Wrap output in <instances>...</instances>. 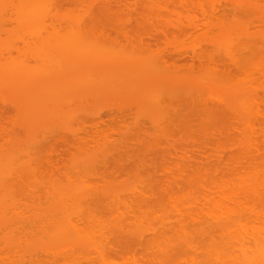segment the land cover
<instances>
[{
	"label": "bare ground",
	"instance_id": "obj_1",
	"mask_svg": "<svg viewBox=\"0 0 264 264\" xmlns=\"http://www.w3.org/2000/svg\"><path fill=\"white\" fill-rule=\"evenodd\" d=\"M1 1H3L4 3H7L5 1H9V0H0V3ZM29 1L30 2H28V0L27 1L19 0V2L17 1L19 5L13 4L15 6H12L11 2L9 1L11 5L10 10L11 8H14L11 11L12 14H14V16L18 15V17L16 18L14 17L11 18L12 16L11 14L9 15L10 19L12 20L15 19L16 22L19 23L20 21L19 14L21 13L18 14L17 9L21 10V7L24 10V12L25 10H27L29 13V14H25L23 13V10L19 11L23 13L22 14L23 16L21 15L22 18L24 16L25 17L27 16L28 18L32 16L34 17L35 21L39 19L40 16L38 17V15H41V18L48 19L47 17L50 15V13L48 12L49 11L51 12L54 9L53 3L55 2V0L53 2H50L52 0H48L50 4L48 8L46 7L48 2L45 0L43 1L42 0H36V1L29 0ZM31 1L35 4L32 3L30 6H28L27 3H31ZM40 1L42 2V5L43 4L45 5L46 9L44 8V5L43 7H41L42 5L40 4L41 3ZM44 1L46 2V4L43 3ZM185 1L186 3L189 2V6L191 5L195 6L202 12L203 20L202 21L195 20V18L193 19L191 15L188 17L186 16L187 18L185 17L183 19L181 18L179 14L178 19H176L177 21L175 20L173 22H170V27L175 32H178V34L183 33V32H188L191 30L192 33L199 36V40L201 39L205 43V45L197 49L196 47H193L191 45L193 49L188 48L189 49L188 52L187 51H184V52H186L185 53L187 55L186 57L190 59L191 63L192 62L195 63L197 60L199 61L198 62L199 66L204 67L203 66L204 62L208 61L205 63L209 68L206 67L208 71L206 69H203V71L201 70L204 73L206 72L205 74H198V72L196 73V71L194 70L195 67H197L195 66L196 64L193 66V63L192 65L189 63L192 67L188 66L187 67L188 69H185L187 72L186 74L184 73L185 75L184 74L182 75L174 74L176 78L178 77V79H180L178 75H180V77L182 76L181 78L183 79H180V80L184 81V83L187 82V79L190 82L188 84L186 83V85L188 86L184 85L182 81H181L182 84L180 83L178 85H175L174 83H172L174 87H177V89L179 87L181 88V86H185L184 88L186 89L190 88L188 92L185 95H183V97L179 95L180 98L177 97L176 99L180 102L183 99L184 102L185 101L188 102L189 106L190 107L192 106V108L193 107L195 108L197 105H199V107L200 106L204 107L205 105L204 108L209 109V111L212 110V112H213V109L215 110L216 108H218L217 110L221 112L219 113L217 112L215 114L219 115L221 113H224L225 115L227 113L225 116L222 114L220 118L221 119L222 117L223 118L225 117L224 119L228 118L226 120L227 121L229 120V126H231L230 127L231 130H233L232 127L235 126L233 133L232 131H229L226 134L221 132L222 130L219 129L220 127L216 128L218 127L216 125H215L216 127L213 126L214 130L212 126L209 129H206V130H209L207 132H212L213 135L212 133L211 134L209 133L210 135L209 134L206 135L207 138L202 137L203 139L206 140L203 142L207 143V147L211 146L210 144L213 142L216 147L211 146V148L213 147L214 150L211 148H209L211 150L209 152H208V149L206 151V148H204L203 150L202 147L204 143L202 142H201L202 147L201 145H198V148L194 147V146H197V145H194V143L192 144L194 145L193 147L191 145L192 150L193 149L200 150V148L202 149L200 150L201 153L198 150V154L200 157L201 156L203 157L204 154L206 155L205 156L206 158L205 157L203 158V160L205 159L204 161H202V159L200 160L201 162H205L207 164L206 165L204 163L206 167L204 166L203 170L206 168L207 171L205 170L204 172L205 175L203 176L202 174L200 176V179L201 178L204 179L205 176H206L205 177L206 179H204L203 182L200 181V183L196 182L197 178L195 181H193L194 179L192 178L193 177L195 178L197 176L199 178V175L202 172L198 175L194 173L196 174V176H194L192 172L191 174L188 172L190 176L193 175L192 178L183 177V175L180 174L181 179L184 180L185 178H187V180H189L190 182H187L185 184L178 183V185L176 184V182L171 185L166 183L168 186L165 185L166 187L165 186H163L162 188L160 187L161 189L166 188L165 189L166 193L169 192L167 193L168 197H166L167 195L166 196L164 195L167 198V200H165V198L163 199V197L160 198V196L159 197L155 196L154 193L157 191H154V193H151L152 195L154 194L153 197H151V194L148 196V192L145 193L147 194L145 196L143 190L142 192L144 196L139 195L141 193H139L140 191L137 186L139 185L138 183L136 184L137 186L136 189H138L137 191L139 192H135L136 190L135 188L132 189V186H134L135 184L132 185L131 188H129V189H132V192L129 189H126V190H129L132 194L133 192H135V193H138L139 195L138 196L137 194L135 195L133 194L134 197H132L131 193L127 192V193H130V196H131L130 199L126 198L129 194L128 195L126 194V197H124L125 195L124 192H121L124 194H120L118 185H114L115 187L111 188L113 185L109 184L110 188H108L109 185L107 184L108 185V186L106 185L107 187L103 185V187L105 186L104 188H98V190L97 189L94 190L93 188H96V186H101L102 184L98 182L99 183L98 185V183H96L97 180L96 182L94 181L91 182L90 181L91 179L85 177V182H87V184L89 185L88 186L82 180L85 174L81 176V178L80 177H78L77 179L74 178L75 180L79 179V181H81L80 183L78 181V183L80 185H83L82 187L78 183L75 185L69 184V183H72L73 180H70L71 182L69 180L68 182H65L66 184L68 183L69 185L68 184L66 185L62 180V182L65 184L64 185L63 183H61V180L59 179L61 183L59 184L58 179H57L58 184L56 182L54 183L51 182L53 184L52 185L50 184V182H48V185H51V188L44 189L45 187H47V184L45 183L46 181H43L46 186L44 187V184L41 186L39 185L42 191L43 190L47 191L48 189H51V190H49L50 192L47 191L46 195L43 192L40 193L41 194L40 195L39 193H36L37 190L35 191L34 189H32L33 186L31 188V185H30L32 182L30 180L31 175H34L33 181L35 178H37L36 171L33 173L34 168L29 167L31 165L30 163H28L30 162L28 158H27L28 161L26 160L27 161L26 163H28L27 165L26 163L25 164L21 163V162H25L23 159L24 158L23 156L27 154L25 151L24 152H18L19 150L16 151L15 150L16 147L13 148V146L17 145L15 143L16 140L14 141V138H13L14 136L9 134L12 137V139L10 138L8 139L9 140L8 145L10 149L4 150L5 149L4 148L5 146H4L3 147L4 151L2 150V148L0 150V195H1L0 196V238L3 240L1 241L0 239V246H2L0 247V264H264V0H185ZM7 5H4V7ZM24 5L27 8H23L25 7ZM29 7L30 9L28 10ZM52 7L53 9H51ZM0 9L3 10L2 7H0ZM1 10H0V14L2 12V15H0V19H1V22H3L5 18H3V21H2L1 17L3 16L4 12ZM5 12L8 13L7 10ZM189 13L190 12H188V14ZM31 14H34V15L38 14V15L34 16ZM42 15H47V16L44 17ZM35 17H38V18L36 19ZM49 17L51 18L52 16L50 15ZM54 18L56 19L59 17L56 16ZM59 19L66 20L67 22L66 23L65 21H63L62 23V21L60 20L61 21V24H60V21H56L57 23L59 22L60 25H57V23L56 25L61 30H59L55 26V20L53 23H51L53 19L50 21L48 20L50 24H54V25H51L52 27L49 29L51 35L54 32V30H58L54 32L55 34H58L59 32V34L61 35L62 33H60V31L62 30L64 31V28H67L66 25L68 26L71 25L70 28H73L72 26H74L73 25L74 23L73 24L70 23L69 25L68 22H71V21H67V19H64L63 17H60ZM26 20L20 21V23L23 21L22 22L23 24L21 23L22 26L18 24L16 25H17V28H19L18 26L22 27V29L19 28L20 30H24V28H26V31L28 30L29 32L31 31L30 26H32V23L34 26L35 23H38V22H35L34 20L28 22V20L27 21ZM42 21L44 20L42 19ZM46 21L47 20H45L44 22L46 23ZM75 24L77 28L79 29H76V32L70 31L71 35L73 33L74 34L73 36H71L69 35L70 34L69 33L68 34L69 36L67 35L69 39L65 37L68 41L64 39L65 43H63V42H60L61 40H58L60 45L57 42H56L57 44L54 43V46L55 45L60 46V47L57 46L59 49L56 46L55 47L53 46L54 48H56V50L53 49L55 51L54 53L52 52L45 56L40 55L41 57L49 56L50 57L49 59L55 56H56L55 58L64 59L67 63V67L64 66L65 65L64 61L61 62V60H59L60 62L55 61V63L56 64L57 62L63 63V66H61L60 64L59 67H64L68 71L70 69L72 73L74 72V69H73L74 64H71L70 60H72V62L74 61H73V57H70L71 56L70 54L72 51L69 48H71V45L73 44L77 46L79 50H81L82 52H88V53L95 51L96 48L99 46L96 43L97 39L96 41H94L95 46H94L93 41L91 42L82 41L83 42L82 43L81 41L78 42L77 40L76 42L78 43L75 44L76 42L74 41V36H76L77 38L78 37L77 34H79L80 37H78L77 39L81 38V36L84 38V36L81 34L83 30L82 21H81L82 27L81 26L79 27L77 23ZM43 25L45 24H42V26ZM46 25L43 27L45 28L49 27ZM42 26L40 28H42ZM39 30H40L39 28L38 30L33 29L34 32L37 31L35 32L37 34ZM13 31H12L13 35L12 33L7 34V35H10V36L12 35L11 39L13 38L14 40L13 36L17 30H13ZM51 31L53 32L51 33ZM25 32H22V33H25ZM44 32L45 31H43L42 34L45 35ZM46 34L48 36V33ZM45 38L49 39V37H45ZM4 40L6 41L8 40L7 43H12L13 41L7 37ZM72 40L74 42H72ZM47 41H50L51 43V40H47ZM44 43H46L45 39H44ZM199 44L200 43H198V45ZM7 45L8 47L12 46V45L9 46V44ZM73 45H72V48H73ZM0 46L3 47V45H0ZM5 47L6 49H8L7 46H4L3 49H5ZM48 48H52V47L49 46ZM207 48H209L211 51L207 52L206 51ZM8 50H10V48ZM11 50H12V47H11ZM56 51H58V54H55ZM68 51H71V52H68ZM37 52H38V49H37ZM37 52L35 55H39V53ZM40 54H44V53H40ZM126 54L127 53L125 52L117 53L115 57H112L113 63L112 62L107 63L104 59H101V60L95 59L93 60L92 63H90L92 68H89L90 67L88 66L89 63L84 65L86 70H88V72H86L87 75H85L86 76L85 83H84L85 87L83 88V93L85 94H87V92L91 93L93 91L91 90L93 84H95L97 88L98 86L100 87V89H97L98 93L101 95L100 96L98 94L100 99H102V96H104L105 94L104 91H106V93L109 92L111 94L114 92V95L111 97L112 99L113 98L116 99V95L119 96L120 98L121 96L124 97L127 95L128 98H130L132 96H137V93H139L144 98L143 102L147 101V103H149L146 105L149 107V110H151L152 108L149 105H151V103L156 101L154 102L155 104L153 105L155 107L154 108L155 112H157L158 114V111L160 112L162 108L164 109V104H165L164 99L169 98L168 96L173 97L174 96L173 94H175L176 96L178 95V92L173 91V94L171 93L170 95V93H168L170 91L165 90L164 92H166V94H164L163 92H162V95L160 94L161 102H159L160 101L159 98L158 100H156L157 97L160 95L156 94L157 96L156 97L154 96L156 98L155 99L154 97L153 98L151 97L152 94L149 92L156 93L155 86L158 85L157 83H159L160 85V86L159 85L157 86L159 89L158 92L161 93L162 91L161 87H164L167 89L168 84L165 86L164 83L166 80L169 79L170 75L169 77L160 79V76L158 75V73L155 74V72L153 71H152L153 73L150 72L151 70H153V68L152 69L147 68L149 70L147 71L150 72L151 74L150 73L146 74L143 72L145 71L146 66H144V68L142 65H140V67L139 65L132 67L131 65H135L134 63L135 62L138 63V62L133 61L135 58V57L133 58V55L127 56ZM9 55L13 56L12 52L9 53ZM158 56L159 55H157V57ZM136 58L135 60H138V59L141 60L139 57H136ZM144 58L142 60L146 61V59ZM5 61H9V60H5ZM143 61H139V63L142 62L144 64ZM10 62L14 63L15 65L14 68H15L16 62H14V60L12 61V59L10 60ZM68 62H70L72 66L70 64L68 65ZM103 62L104 63L106 62V63L104 64ZM0 63H3V62H0ZM154 65L158 66L157 64H154ZM226 65L227 66L229 65V66H228V69L225 70V67H227ZM55 66L58 67V64ZM3 67H6V65L3 64V66L2 65L0 66V73H1L0 80L1 78L4 79L5 77V79L1 80V82L7 81L6 88H8L9 86L15 87L16 81L15 83L13 81L14 76H16L15 70L13 69L12 66H8L11 69L9 70L8 68L7 73H6L5 72L6 68H3ZM57 67L55 69L57 70L60 69L61 71L60 70L59 71L62 72L63 75L65 72L66 74L64 75L65 78H62L63 76L60 77L59 73L57 75L55 74L57 77L59 76L60 82H59V78L55 80L54 79L55 77H54L53 78L54 84L57 83L59 86L60 84L62 86L64 84L65 86L67 82L69 81H71V83L74 82L73 79H75L76 77L74 74L75 72L73 73L74 75L69 72L71 74V77H70L66 69L64 70L63 68H57ZM17 69L21 71L19 66H17L16 70ZM55 69H53L52 73H50L51 75L54 73ZM57 70H55V73L59 72ZM11 72L13 73L11 74ZM28 72L32 73V71H28ZM235 72H238V73L240 72V74L238 73H237L238 75L233 74ZM2 74L4 77L2 76ZM32 74L29 73V75L32 76L31 80L33 78L37 79L38 77L37 73L35 74V72H33ZM67 74L69 75L70 79L68 78ZM51 75H49V77ZM152 75H156V76H152ZM174 75L172 77L176 79ZM139 76H140V79H139ZM154 77H156V79L153 80L152 78ZM173 78L170 77V80ZM23 79L24 78H22V80ZM113 79H115L114 80L115 82L113 81ZM146 80H148V82ZM155 80L157 83L155 82ZM1 82H0V85H1ZM20 82L22 81L20 80ZM25 82H28L27 79ZM109 82H111L112 84ZM146 82L147 84L150 83L149 86L151 85V83H154L152 85H155V86H151L152 87L151 88L147 86ZM115 83H118V84H115ZM26 84H24V86H26ZM3 85H5V83ZM47 85H50V83ZM47 85L45 84V86L43 87H47ZM109 85L112 86V87L110 86V88L113 91H110V90L108 91V89H110ZM29 86L30 88H32L31 85ZM119 86H120V89L118 88ZM49 87H53V84L50 85ZM54 88L55 87H53L52 89L49 88L50 90L47 89V91H49L50 93V91H54ZM102 88L104 89L102 90ZM14 89L18 90V86H16V88ZM124 92H127V93H124ZM1 93L3 92L0 91V95ZM49 93L47 92V95ZM101 93H104V94H101ZM121 93L123 94L121 95ZM27 94L25 93V95ZM30 94L31 93H29V98H30ZM16 95L18 96L19 101L21 100L20 98L25 96L22 94L18 95L15 92L14 96L16 97ZM31 96L33 95L31 94ZM146 96L147 98H150V97L151 98L147 99ZM175 96L173 97V99L175 98ZM4 98L5 97H3L2 99ZM11 99H12V95H11ZM11 99L9 98L10 102H12ZM138 99H139L138 97L135 98V100L137 101ZM173 99L169 98L166 101H170ZM13 100H15L14 97H13ZM151 100H153V102ZM24 101L25 99L23 100V102ZM47 102L49 104V101ZM157 102H159L157 106L158 107L160 106V108L162 107L160 110H158L156 108L157 106H155ZM212 102H215L214 105ZM113 103L114 102H112V105L110 107H114L113 108L114 110L115 108L120 109L119 112L124 110L122 108L128 106V105H124L122 106V108L119 106L115 107L117 105H114ZM12 104L14 105L13 102ZM48 104L46 103V101H45V105L42 103L43 107L46 106V109L50 111V107H53V106L51 105L49 106ZM145 104L146 102L144 103V106ZM210 104H212V106H210ZM26 105L28 106V104ZM30 105L31 104H29V106ZM209 106L212 108L214 107V108L211 109L209 108ZM39 107L40 109L35 108V106L33 107L34 110L36 111V114L34 113V111H31L32 114L35 115V117L36 116L39 117L38 114H41V113L45 115V117L43 116L41 117V119L46 118V116L48 118L51 114L53 115V113H50V115H46L47 110L43 109L41 105ZM55 107L56 106L53 107L54 112L56 111ZM30 108L31 106L29 107V110ZM108 109L110 108L108 107ZM195 109H198V108H195ZM195 109L194 111H196ZM42 110L44 111L42 112ZM38 111H40L41 113ZM153 111H150V112H153ZM155 112L152 113L154 114V117L157 116ZM162 112L160 114H162ZM24 115L26 116V114ZM97 116H98L99 121L98 122L96 121V122L100 123L102 119L101 113H98ZM35 117H34V120L31 119L32 121L31 120L29 121V118H28V121H29L28 123L30 124V122H32L31 123L32 126H33V123L35 122ZM230 118L234 120H238L235 122H237V124L240 123L239 126L236 123L235 125L234 122L232 124V122L230 121ZM162 119L160 120L163 121ZM211 119L213 120L212 117ZM211 119H209L208 121H210ZM29 124L28 125L26 124V126H29ZM226 125L227 124L225 125L223 124V126H226ZM223 126H221V129ZM229 126L227 125L226 128ZM215 128L217 130L218 129L220 130L221 134L218 133L220 135L218 134L216 135V133L219 131H216ZM213 131L216 132L215 135ZM1 133L4 134L5 132H1ZM8 133L5 137L2 134V137H4L5 139L8 138L7 137L9 136ZM197 134L199 136V133ZM203 135H204V132H203ZM196 138L197 137L195 136L193 140ZM202 138H200V140ZM207 141H211V143ZM194 142H198V140L196 139V141L194 140ZM2 144H5V143L2 142L0 145L1 147H2ZM204 151H206V153ZM192 153L193 152L191 151V154L189 155V157H191V155L194 156V153L193 154ZM192 162L188 163L187 169H190L189 164H192V165L196 164V162L195 163H192ZM199 163L200 162L198 161L197 165H200V164L203 165V163H200V164ZM82 166L80 167L82 168ZM28 167L32 169H29ZM193 168L191 169L193 170ZM199 168H201V166H199ZM199 168L197 170H199ZM185 169L186 168H184L183 170ZM87 170L89 169L87 168ZM197 170L196 172H198ZM73 172L75 173V171ZM178 172L180 173V171ZM89 174L91 175V173ZM180 176L177 173L176 177L180 178ZM92 177L93 176H91V178ZM189 178H191L192 181ZM70 179H73V178L71 177ZM86 179H89L92 185L94 183H96V185L92 186L91 184H89V181H86ZM18 180L21 182H18ZM28 180H30L29 181L30 187L27 186V184H24V183H28L27 182ZM142 182L144 184V181ZM73 183H76V182H73ZM85 185L89 187L90 191H92L91 189H93V191L89 192V189L88 191H85V189L87 190V188L84 189ZM39 186L38 187L34 186V187H36V189L39 190L40 188ZM116 186L118 188H116ZM27 188H30V190H27ZM175 189L177 190V192L174 191ZM31 190L32 191L34 190V192H32ZM30 192L33 193V195ZM149 192H151V190H149ZM25 193L29 195L28 198L26 197L24 198L22 196L23 194L25 195ZM163 194H165V192ZM31 196H34V197L32 198ZM126 199H128V202ZM163 200H165L166 202ZM164 202L166 205L168 206L170 205L169 206L170 210H168L169 208L168 206L163 204ZM32 203H33L34 208H36L35 209L36 211L32 210L34 209L33 206L30 207ZM21 204L23 207H25V209L21 207ZM27 204L30 207L29 211H28ZM101 205L104 206L101 208L102 209L104 208L106 210V213L102 211L103 213L102 212L101 213L104 215H102L101 213H98V214H100L99 216H102V218L104 216H107L106 219L103 218L104 220L101 217H99L97 214H95V211L92 210L93 206L98 207ZM22 208H23V211L26 209L27 211L23 212ZM98 208L100 211L101 208L100 207Z\"/></svg>",
	"mask_w": 264,
	"mask_h": 264
},
{
	"label": "rangeland",
	"instance_id": "obj_2",
	"mask_svg": "<svg viewBox=\"0 0 264 264\" xmlns=\"http://www.w3.org/2000/svg\"><path fill=\"white\" fill-rule=\"evenodd\" d=\"M9 1L11 2L12 6H15L13 4H18V2H19V0H15V1L9 0ZM9 1H5L7 3H4L3 1H1V3H0V7H2V9H3V10H1V9L0 10L4 12L3 16L1 17L2 21H3V18H5V20L3 21L4 23L1 22V19H0V22H1L0 23V42H2V43H0V45H3V47L7 46L8 49L10 48V50H8V49H6V47H5V49H3V47L0 46V53H1L0 59H2V60H0V62H3V63H0V66L1 65L3 66V64L6 65V67H3V68H6L5 69L6 71L4 70L6 73H7L8 68H9V70L11 69L8 66L13 67V69L15 70V75H16V76H14L13 81H14V83L16 81V86H18V90L14 89V88H16V86L15 87L9 86L8 88H6L7 87L6 86L7 81L6 82L2 81L3 84L5 83V85H3L1 82V80L5 79V77L2 74L4 79L1 78V80H0V82H1L0 91L3 92L0 95V133L5 132L4 133L5 135L3 133L0 134L1 135L0 136V145L2 142H4L5 144H2V147L0 146V150H1V148H2V150L4 148H5L4 150L10 149V147L8 145V141H9L8 139L9 138L12 139V137L10 135H13L14 141L16 140L15 143L17 144L16 146H13V148L16 147L15 150L16 151L19 150L18 152H24V151L26 152L27 155L23 154L24 155L23 159L25 162H21V161L20 162L22 164L23 163L25 164L29 160L30 162H28V163H30L31 166H29V165L28 166L34 168L33 173L36 171L37 176L36 175L35 176L37 178L34 179V181H35L34 182L33 181L34 175H31L30 180L34 183L31 182V184H30V182H29L30 180H28L27 181L28 183H24V184H27V186H29V184H30L31 188L33 186L32 189H34L35 191L37 190L36 193L40 194L43 192L46 195L47 191H49L51 189H48L47 191L46 190L42 191V189L40 187L41 185L44 184V187H45L46 186L45 183H46L47 187L44 188V189H46V188H51V185H48V182H50V184H52L54 182H56L57 184L59 182V184H61L63 182L64 183L68 182V180L69 181L73 180V182H76V183H73V182L69 183V184L75 185L79 181V179L78 180H75V179H77L78 177L81 178V176H83L85 174L83 176V179H82L83 182H85V177H86V178L91 179L90 180L91 182H93V181L96 182V180H97L96 183L99 182L100 184H102L101 186H96V188H93L94 190L95 189L98 190V188H104L107 184L113 185L111 188L115 187L114 185H118L119 190H120V194L125 193L124 197H126V194L127 195L129 194L126 198L130 199L131 198L130 193L132 192V189L133 188L136 189V187L138 186V189L140 192L137 191L138 189H136L135 192L141 193L139 195H143V192H144V194L148 192V196H149L151 193H154V191H157L154 193L155 196H157V197L160 196V198L163 197V199L165 198V200H167L166 197H168L167 193H169V192L166 193V190H165L166 188L165 189L163 188L164 190L161 189L165 185L168 186L166 183L171 185V184H174L176 182V184L178 185V183L179 184H185L187 182H190L189 180H187V178H185L184 180L181 179L180 174L183 175V177H191L192 178L193 175L196 176V174L198 175L202 172L199 175V178H198V176L195 178L193 177L192 178V179H194L193 181H195L197 178L196 182L200 183V181L203 182V180L206 179L205 178L206 176L204 177V179H202V178H201L202 180L200 179V176L202 174H203V176L205 175L204 172L206 170V168L203 170V167L205 166L204 165L205 162H201L200 160L202 159V161H204L205 159L203 160V158L206 155L204 154L203 157L202 156L200 157L198 154L199 149L198 150L197 149L192 150V147L194 145H197L194 147L198 148V145H201L202 143H204L203 147L201 145L202 149L204 150V148H206V151L208 149V152H209V151H211L209 149V148H211V146H214V147H216V146L213 142L211 143V141H207V142L211 143L210 144L211 146L207 147V143L203 142V141H206L203 138H205V137L207 138L206 135L209 133L210 134L212 133V132H207L209 130H206V129H209L211 126H212V128H213V126L214 127L218 126L216 128L220 127L219 129L222 130L221 132L226 134L229 131H232V133H233L235 126L232 127L233 130H231L230 129L231 126H229V120L228 121L226 120L228 118H226V119H224L225 117L224 118L222 117V119L220 118L222 116V114L224 115V113L219 114L220 116L215 114V113H217V112L219 113L221 111H218L217 110L218 108H216V107H215L216 108L215 110L213 109L214 107L213 108L210 107V106H212V104H210L209 108L213 109V112H212V110L209 111V109L204 108L205 105H204V107L203 106L199 107V105H197L195 108H198L199 109L198 110V109H195L194 107L192 108V106L190 107L189 103L186 101L184 102L183 99L181 102L176 99L177 97L180 98V96L183 97V95H185L188 92V90L190 89V88L189 89L184 88L185 86H181V88L179 87L177 89V87H174V85L172 84V83H174L175 85H178L182 81L180 79H183V78H181L182 76L180 77V75H178L180 79H178V77L176 78L174 74H181V75L184 73L186 74L187 72L185 69H188L187 68L188 66L192 67L191 65L193 62L192 63L190 62V59H188V57H186L187 55L185 54L186 52H184V51L188 52V50L190 48H192L191 45L193 47H196V49H197L199 47H203V45H205V43L201 39L199 40V36L192 33L191 30H190L191 32L188 31V32H183V33L178 34V32H175L174 30H172V28L170 27V22H173L176 19H178L179 14H180L181 18H183V19L186 16L188 17L191 15V17L193 19L195 18V20L202 21L203 20L202 19L203 18L202 12L198 8H196L195 6H192V5L189 6V2L186 3L185 0H55V2H54L55 5L53 3L54 9H53V7L51 8L54 11L53 10L51 12L47 11L52 16L50 18L49 17L50 15L47 14V15H49L47 17L48 19L41 18V15H38V14H36V15H38V17L40 16L39 17V19L41 18L40 20L37 19L38 17H35L37 19L35 21L34 17H32V16H31L32 18L31 17L28 18L27 16L26 17L24 16L22 18L23 13L29 14L28 11L25 10V12H24V10L21 7V10H23V13H22V12H19L21 10L17 9L18 14L21 13V14H19L20 21L27 19L28 22H30L32 20H34L35 22H38V23H35L33 21L35 23V25L33 26V23H32V26L29 25L31 27V31H29L30 32L29 33L28 30L26 31V28H24V30H20V29H22V27H20V26H22L23 21L21 22L22 23L21 24L20 21L17 19L20 23L19 24L18 22H16L15 19H13V20L10 19L9 15L12 14L11 11L14 8H11V10H10L11 5H10ZM32 1H34V0H32ZM32 1H31V3H27V5L30 6L33 3ZM45 1L48 2L46 5V7L48 8L50 5L49 1L48 0H45ZM45 1L43 3L46 4ZM53 1L54 0H52L50 2H53ZM28 2H30V1L28 0ZM33 4H35V3H33ZM40 4L42 5V2ZM4 5H7L9 7L5 6L6 7L5 8ZM43 5L41 7H43ZM26 6L23 8H27ZM18 8H19V6H18ZM44 8H45V5H44ZM29 9H30V7L28 8V10ZM6 10L8 13L5 12ZM9 10H10V12H9ZM188 12H190V13L188 14ZM0 15H2V12ZM31 15H34V14H31ZM36 15H34V16H36ZM47 15H42V16L46 17ZM56 16H58L59 18L63 17L64 19H67V21H71V22H68L69 25H70V23H72V24L74 23L73 24L74 26H72L73 28H70L71 25L70 26L66 25L67 28H64V31L62 30L63 32L60 31V33H62L61 35L59 34V32H58L59 35L54 33L55 31H58V30H54V32L51 31V33L53 32L51 35L49 29L52 27L51 25H54V24H50L49 23L50 20L53 19V21H51V23H53L55 20V26L56 27H57V25L61 24V21H62V23H63V21L66 22V20H61L59 18L55 19L54 17H56ZM12 17L16 18V17H18V15L14 16V14H12L11 18ZM42 19L44 21L47 20L46 21L47 25L44 21H42ZM80 20L83 23L82 24L83 30L82 29H80V30H82L81 34L84 36V38L81 36V38L77 39L78 37H80L79 34H77L78 37L76 38V36H74V41L75 42L77 40H78V42L79 41H81V42L82 41H84V42L93 41L94 46H95L94 41H96V39H97L96 43L99 46L97 48L95 47L96 48L95 51L88 53V52H82L81 50H79V48L77 46L72 44L73 48H72V45H71V48H69L72 52L71 51H68V52H71L70 57H73L74 62H72V60H70V61H71V64H74L73 69H74L75 73L74 72L73 73L75 74L76 77H75V79H73L74 82H72V83H71V81H69V82L65 81V82H67V84L65 86H64V84L62 86L60 83H59L60 84V86H59L56 83L58 80L55 82L57 84L56 85L53 82V78L55 77L54 78L55 80L57 78H59V76L60 77L63 76L62 78H65L64 75L66 74V72L65 73L63 72L64 73V75H63L62 72H60L61 71L60 69H59L60 71L55 69L57 67L55 65L58 64L57 68H63L65 70L66 68L59 67L60 64H61V66H63V63H59L60 62L59 60H61V62L64 61L65 62L64 66H66V67H67V63L62 58L61 59L55 58L56 56L55 57L51 56L53 59L55 58L54 60L52 58L49 59L50 58L49 56H47V57H44V56L47 54H50L52 52L53 53L55 52L54 50H56V48H54V47L56 45L54 46V43L55 44L59 43L58 40H61L60 42L65 43V40H64V39H66L65 37H67V35L69 33H70L69 35H71V32H73V31L76 32V29H79V28H77L75 23H77L79 27L81 26ZM39 21H41L42 24H45L46 26H49V24H50V26L46 27L47 28L46 29L45 27H43L45 25L42 26L41 22H39ZM56 21H60V24H59V22L57 23ZM56 23H57V25H56ZM16 24L20 25V26H18L20 29L17 28ZM24 24H25V22H24ZM65 24H64V26H65ZM40 25L42 26L43 30H42V28H40L41 27ZM2 28H3V30H2ZM38 28L40 29L38 31L39 35L37 33H35L37 31H35V32L33 31V29L38 30ZM57 28L59 29V27H57ZM13 30H17L13 36L14 40H13V38L11 39V36L13 35V32H14ZM59 30H61V29H59ZM43 31H45L44 32L45 35L42 34ZM22 32H25V33H22ZM11 33H12L11 36L7 35V34H11ZM34 33H35V35H34ZM40 33H41V35H40ZM46 33H48V36ZM175 33H176V35H175ZM73 34L71 36H73ZM6 37L9 38L10 40H13L14 43H13V41H12L13 44L7 43L8 40L7 41L4 40V39H6ZM45 37H49V39L45 38ZM67 38L69 39V37H67ZM37 39H38V41H37ZM44 39L46 40V43H44ZM47 40H51V43H50V41H47ZM41 41H42L43 45H42ZM52 41H53V43H52ZM66 41H68V40L66 39ZM74 41L72 40V42H74ZM78 42H76L75 44H77ZM116 43H117V45H116ZM198 43H200V44L198 45ZM4 44H6V45H4ZM7 44H9V46L12 45L11 46L12 50H11V47H8ZM187 44H189V45H187ZM37 45L39 48L37 47ZM48 45L52 48H48L49 47ZM59 45H60V43H59ZM59 45H57V46H59ZM103 46H105V47H103ZM36 48L38 49V52H37ZM47 48H48V50H47ZM73 50H74V52H73ZM206 51L209 52L211 50L209 48H207ZM11 52H12L13 56L9 55V53H11ZM36 52L39 53V55H35ZM122 52L127 53L126 54L127 56L133 55V58L139 57L141 60H139V59L135 60V58H134V60L132 59L134 62L137 61L138 63H139V61H143L142 59L144 57H146V58H144V59H146V61H143L144 64L142 62H140L141 64L140 63L138 64L135 62L134 63L135 65H131L132 67H135L138 65L140 67V65H142L143 68H144V66H146L145 71H143L141 69L146 74L150 73V72L151 73L155 72V74L158 73V75L160 76V79L169 77V75L171 78H173L172 76L174 75V77L176 79H174V78L173 79L175 81L173 79L170 80V77H169V79L166 80L164 83L165 86L168 84L167 89L164 87H161V90H162V91L160 90L161 93L158 92L159 89L157 86L159 85V83H157L156 80H155V82L158 84L156 86L152 85L154 83H151V85L149 86L150 83L147 84L148 80H146L147 86H149V87L155 86V89H156L155 92L156 93L149 92L152 94V96H151L152 98L154 96L156 97L157 95H160V94L162 95V92L164 94H166V92H164L165 90L170 91V92H168V93H170V95H171V93L173 94V91L178 92V95H176V96H175V94H173L175 96L174 99H173L174 96L173 97L168 96L169 98H171L173 100L166 101L169 98H166V97H164L166 99L163 98L164 103H165V104L163 103L165 110L162 107H161L162 110H160L161 109L160 106L159 107L157 106L159 104V102H161V100H160L161 95L158 96L157 99L154 97L156 100H158V98L160 100L155 105V106H157L156 108L158 110H160V112L158 111V114H157V112H155V109H154L155 107L153 105V104H155L154 102H156V101L153 102L154 99L151 100L153 103H151V105H149L152 107V108L150 107L151 110H149V107L146 106L149 103H147V101H145L146 102V104H145L146 107H145L144 106L145 102H143L144 98L139 93H137V96H132V95H131L132 97L129 96L130 98H128L127 95H126L127 97L121 96V98L116 95V99L115 98L112 99L111 97L114 95V92L111 94L109 92L106 93V91H104L105 94L101 93V94H104V96H102V99H100L98 96L99 93L97 90V89H100V87L98 86V88H97V86L95 84L92 85L91 90H93V91L91 93L90 92H87V94L83 93V88L85 87V85H84L85 77H86L85 75H87L86 72H88V70H86L84 65L89 63L88 64V66H90L89 68H92L90 63H92L93 60H95V59H100V60L104 59L107 63L108 62L113 63L112 57H115V55L117 53H122ZM40 53H44V54H40ZM5 54H6V56H5ZM55 54H58V51H56ZM128 54H130V55H128ZM40 55H44V56L41 57ZM153 55H154V57H153ZM157 55H159V56L157 57ZM161 57H163V58H161ZM11 59H12V61L14 60V62H16L15 68H14V66H15L14 63L10 62ZM5 60H9V61H5ZM55 61H59V62H57V64H56ZM149 61L152 63H150ZM198 62L199 61L196 60V62L193 63V66L195 64H196L195 66H197V67H195L194 70L196 71V73L198 72V74H205L206 72L204 73L202 71H203V69H206V67H208L205 63L208 61H205V62L203 61L204 64L200 61L204 67L199 66ZM69 64H70V62H68V65ZM154 64H157L158 66H156ZM22 65H23V67H22ZM128 65H130V64H128ZM151 65H153L154 67ZM17 66L20 67L21 71H19V69L16 70ZM93 66H94V64H93ZM228 66L225 67V70L228 69ZM22 68H23V70H22ZM147 68L148 69L153 68V70L148 72L149 70ZM200 68H202V69H200ZM53 69H55L59 72L55 73V70H54V73L51 75L50 73H52ZM28 71H32V73L35 72V74L37 73V75H38V77L36 75L37 79L33 78L31 80L32 76L29 75V73L30 74H32V73L28 72ZM199 71H201L202 73ZM234 71H232V72H234ZM13 72H11V74ZM69 72L72 73V71H70V69H69L68 73ZM143 72H142V74H143ZM181 72H183V73H181ZM58 73H59V76L57 77L56 75ZM70 73H69V75L71 77ZM237 73L238 72H235L233 74H237ZM238 74H240V72ZM28 75L30 78L28 77ZM49 75H51V76L49 77ZM69 75L67 74L68 78L70 79ZM0 76H1V73H0ZM140 76H141V74H140ZM140 76H139V79H140ZM152 76H156V75H152ZM22 78H24V79L22 80ZM68 78H66V79H68ZM26 79L28 82H25ZM146 79H147V77H146ZM152 79L154 80V79H156V77H154ZM152 79H150V80H152ZM7 80H9V79H7ZM20 80L22 82H20ZM114 80L115 79H113V81ZM31 81H32V83H31ZM59 82H60V78H59ZM185 82H186V80H185ZM49 83H50V85L53 84V87H55L54 91H50V93H49V91H47V89L50 90L53 87H49L50 85H47ZM63 83H64V81H63ZM109 83H111V82H109ZM182 83H184V81H182ZM186 83L187 84L190 83L188 81V79H187ZM186 83H184V85H186ZM24 84H26V86H24ZM45 84L47 85L48 88L43 87V86H45ZM115 84H118V83H115ZM2 85H3V87H2ZM29 85H31L32 88H30ZM54 85H56V86H54ZM110 86L111 85H109V88H110ZM186 86H188V85H186ZM11 88H13V89H11ZM118 88L120 89V86ZM103 89L104 88H102V90ZM109 90L113 91L111 88L108 89V91ZM150 90H152V89H150ZM14 91L18 95H20V94L25 95V93L26 94L28 93L27 94L28 96L25 95L22 98H20V96H19V98L22 100V101L21 100L19 101L18 96L17 95H16V97L14 96L15 95ZM10 92H11V94H10ZM47 92L49 93L48 95H47ZM180 92L183 94H181ZM29 93H31L33 95V96H31V94H30V98H29ZM124 93H127V92H124ZM122 94L123 93H121V95ZM2 95H4V96H2ZM11 95H12V99H11ZM65 95H67V96H65ZM1 96H2V98L5 97L6 99L5 98L2 99ZM35 96L36 97L38 96V97L36 98ZM13 97L17 101V103L15 100H13ZM136 97L139 98L138 101L135 100ZM9 98L12 100L14 105L12 104V102L9 101ZM86 98H88V99H86ZM146 98H147V96H146ZM150 98H147V99H150ZM24 99H25V101L23 102ZM30 99H32V100H30ZM174 100L177 102H175ZM7 101H9V102H7ZM26 101H28V102H26ZM45 101L47 104H48L47 101H49V104H48L49 106L50 105L53 107L56 106L55 107L56 111L54 112L53 107H50V111H48L46 109V106L43 107L42 103L45 105ZM214 101H215V99H214ZM112 102H114L113 103L114 105H117L115 107L119 106L122 108V106H124V105H128V106L122 108L124 110L119 112L120 109L115 108V110H117V111H115L113 109L114 107H110L112 105ZM149 102H150V100H149ZM166 102H168V103H166ZM212 103L214 105L215 102H212ZM20 104L21 105L23 104L22 107ZM26 104H28V106ZM29 104H31L30 110H29V107H30ZM33 104H34L35 108L40 109L39 106L41 105L43 109L47 110V113L45 111L46 115H50V113H53V115L51 114L49 116L50 118L49 117L47 118V116H46V118L41 119V117H43V116L45 117V115H43V113L38 111L41 114H38L40 119H39V117L36 116L38 119L37 120L35 115L32 114V112H31V111H34V113L36 114V111L33 108L34 107ZM15 105H16V107H15ZM139 105H141V106H139ZM24 106L27 107L28 110ZM36 106H38V107H36ZM108 107L110 109H108ZM153 109H154V111H153ZM194 109L196 111H194ZM113 110H114V112H113ZM43 111L44 110H42V112ZM150 111L155 112L157 116L154 117V114H152L153 112H150ZM23 112H25V113H23ZM26 112H28L29 114ZM161 112H162V114H160ZM98 113H101V115H102V119H101L100 123H97L99 121L98 116H97ZM24 114H26L27 117ZM33 115L35 117V122L33 123V126L31 124L32 122H30V124H31V126H30V124L28 122L31 119L34 120ZM151 115H153V116H151ZM213 115H214V117H213ZM208 117H210V118H208ZM211 117L213 118V120L211 119ZM217 117H219V118H217ZM28 118H29V121H28ZM215 118H217V119H215ZM160 119H162L163 121H161ZM209 119H211L212 121L211 120L208 121ZM230 121L232 122V124H233V122H234V124L235 123L237 124V122H235V121H238V120H234V119L230 118ZM19 122H20V124H19ZM220 122L221 123L224 122L223 124L224 125L227 124L229 127L226 128L227 125L223 126V124H221ZM26 124L27 125L29 124V126H26ZM239 124L240 123H238L237 125L239 126ZM221 126H223L222 129H221ZM25 127H27V128H25ZM219 129L218 130L216 129V131H219L217 133L215 131H213L214 135H215V133H216V135L218 133H220ZM213 130H214V128H213ZM203 132H204V135H203ZM205 132H207V133H205ZM7 133H8V135L10 134L9 135L10 137L7 136L8 138L5 139L4 137L7 135ZM197 133H199V136ZM2 134L4 137H2ZM220 134H218V135H220ZM212 135H213V133H212ZM195 136L197 137L196 139L198 140V142H199L200 138H202V137L203 138L198 143V142H194V140L196 141V139L193 140V138ZM14 141H13V143H14ZM6 143L8 146L6 145ZM193 143H194V145H192ZM191 145H192V147H191ZM30 149H31V151H30ZM202 149L200 148V150H202ZM211 149L214 150L213 147ZM215 149H217V148H215ZM189 150H191L194 153L195 157L193 155H191L192 159H191V157H189V155L191 154V151H189ZM200 150H199V152H200ZM206 151H204V152L206 153ZM204 152H202V153H204ZM34 157H36V158H34ZM27 158H28V160H27ZM198 161L200 163H203V165H201L200 163H199L200 165H197ZM189 162L190 163L196 162L195 165H197L198 168H199V166H201V168H199V170H197L198 169L197 166H195L194 164H193L194 166L192 164H189L190 169H187ZM28 163H26V165ZM82 165H84V166H82ZM80 166H82V168ZM32 168H29V169H32ZM80 168H81V170H80ZM87 168L89 170H87ZM182 168L183 169L186 168V169L183 170ZM191 168H193V170ZM91 169H93V170H91ZM200 169H201V171H200ZM79 170H80V172H79ZM86 170L89 173H91V175ZM194 170H195V172H194ZM196 170L198 172H196ZM43 171H44V173H43ZM73 171H75V173ZM178 171H180V173ZM188 172L190 174L192 172L193 175L190 176L188 174ZM177 173L179 174L180 178L176 177ZM194 173H196V174H194ZM92 174H94V175H92ZM68 176L70 178L72 177L73 179H70ZM91 176H93V177L91 178ZM27 177H28V175H27ZM173 177H174V179H173ZM93 178H95V179H93ZM191 178H189V179L192 181ZM208 178H209V176H208ZM57 179H58V182H57ZM59 179L61 180V183H60ZM89 179H86V181H89ZM179 179H181V180H179ZM37 180H38V182H37ZM62 180H63V182H62ZM141 180L144 181V184ZM43 181H46V182L44 183ZM90 181H89V184L92 185V183ZM18 182H21V181L18 180ZM80 182L81 181H79V183ZM85 183L87 184V182H85ZM96 183H94L93 185L95 186ZM99 183H98V185H99ZM137 183L139 185L136 186ZM103 185H105V186L103 187ZM110 185L108 188H110ZM132 185H134L135 187ZM145 185H147V186H145ZM34 186H36V187L39 186L40 192ZM80 186L82 187L83 185H80ZM88 186L85 185L84 189L87 188V190L85 189V191H88V189H89ZM131 186H132V189H129V188H131ZM142 186H144L145 188ZM118 187L116 186V188H118ZM156 187H158V188H156ZM169 187H171V186H169ZM93 189H91V190L93 191ZM126 189H129L131 192L129 190H126ZM27 190H30V188H27ZM34 190L33 191L31 190V191L34 192ZM142 190H143V192H142ZM149 190H151V192H149ZM162 190L165 192V194H163L164 192ZM92 191H90V189H89V192H92ZM174 191L177 192L176 189ZM121 192H124V193H121ZM127 192H130V193H127ZM135 192H133V194L138 195V193H135ZM176 192H175V194H176ZM26 194L27 193H25V195L23 194L22 196L24 198L25 197L28 198L29 195L27 194V196H26ZM31 194L33 195V193H31ZM39 194H37V195H39ZM133 194L131 193L132 197H134ZM154 194L153 195L151 194V197H153ZM45 195H43V196H45ZM146 195L147 194H145V196ZM164 195L165 196L167 195V196L165 197ZM31 197L33 198L34 196H31ZM126 200L128 202V199H126ZM132 200H133V198H132ZM165 200H163V201H165ZM28 202H26V203H28ZM165 202L163 203L164 205H166ZM24 204H25V202H24ZM164 205H163V207H164ZM31 206H33V203L30 205V207ZM166 206H168V205H166ZM21 207H23L22 204H21ZM30 207L28 205V211H29ZM98 207L101 208L104 206L101 205ZM98 207L97 206L92 207L93 208L92 210L95 211V214H97L99 216L100 214H98V213H101L102 211L106 213V210L104 208L103 209L101 208L99 211ZM23 208L25 209V207H23ZM23 208H22V211H23ZM33 208H34V206H33ZM35 209L36 208H34L32 210L34 211ZM168 210H170V207L168 208ZM25 211H27V209L24 210L23 212H25ZM10 212H12V211H10ZM107 212H108V210H107ZM102 215H104V214H102ZM99 217L102 218V216H99ZM103 218L106 219L107 216H104ZM1 241H3V240L1 239ZM0 247H2V246H0Z\"/></svg>",
	"mask_w": 264,
	"mask_h": 264
}]
</instances>
